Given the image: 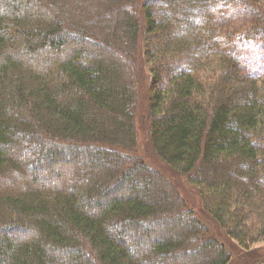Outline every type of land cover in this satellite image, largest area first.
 <instances>
[{
  "label": "trees",
  "instance_id": "16d2710c",
  "mask_svg": "<svg viewBox=\"0 0 264 264\" xmlns=\"http://www.w3.org/2000/svg\"><path fill=\"white\" fill-rule=\"evenodd\" d=\"M73 1L0 0V264H230L144 140L224 235L264 243V0H85L103 21L72 26Z\"/></svg>",
  "mask_w": 264,
  "mask_h": 264
},
{
  "label": "rangeland",
  "instance_id": "374dc122",
  "mask_svg": "<svg viewBox=\"0 0 264 264\" xmlns=\"http://www.w3.org/2000/svg\"><path fill=\"white\" fill-rule=\"evenodd\" d=\"M74 2H78V4H73L72 7L68 11L64 12L65 18L67 19L68 22H70L69 25L74 26L76 24H79V22L81 20L87 21L89 23H95V22L100 23L103 21L104 16L101 15V13L103 12L102 7H99V6L95 7L96 5H94L89 10H85L86 8L81 5V3L86 2L85 0H80V1L74 0L72 3H74ZM103 26H104V23H103ZM247 43H250V42H247ZM254 46H255L254 44L251 45V49H250L251 53L254 52V50H255V49H253ZM65 52H66V50L63 53H65ZM91 52L94 53L93 51H90V53ZM87 53H89V52L87 51ZM68 54H72V52H68ZM68 54H66V53L60 54V57H65ZM49 55L50 54H47L44 51L41 54L40 58H43V57L46 58ZM143 109H144V105H142L140 110L142 111ZM141 111H140V116H141L140 118L142 119V127H144L145 115L143 113H141ZM144 142L145 143H143L141 145V149L139 150V153L143 157L144 161H146V163L149 164L150 166L156 167L158 170L165 173L167 176L175 179L174 182H175L180 194L182 195L181 197H184L188 201V203H189L188 205L196 210L197 215L200 217V219L203 221V223L207 226L209 233H212L213 236L220 238L222 240V242L226 245L227 249L229 250L230 254L232 255V261L230 264H264V243H256L255 245L245 247L246 249H244L238 245L237 241L232 240V239L228 238L226 235H224L222 229L221 230L219 229L217 224L213 222V219L209 215H207L206 213L203 212L202 207H201V200H200L199 196L195 193V191L192 188L185 187L180 181H177V180H181V179L175 173L170 171L165 165L161 164L160 161L158 160V158L156 157V154L154 153L152 147L145 140H144ZM31 147L35 148V146H33V145L24 144L23 146L20 147V153L17 155H19V157L21 159H24L22 155L24 153H26V150H28ZM38 152L39 151H37V153L33 156V158L34 157L37 158L39 156ZM86 157H87V153L84 152V153L80 154V157L77 160L79 165L71 166L70 165L71 163L62 165L61 171H63V174L65 176V180H67V183L70 182L72 178H74V177L76 178L77 172L79 171V169H83V167L81 168V166H82L81 163L86 162V160H87ZM99 159H103V157L102 158L99 157ZM22 161L24 162V160H22ZM29 163H30V161H29ZM31 165H34V164H31ZM47 168L60 169V164L57 161H55L52 164H50ZM51 176L52 175H51L50 171L47 169L46 171H44L42 173L41 181H45L48 178L49 179L51 178V181H52L54 178ZM19 181H21V180H17V182H19ZM25 181L26 180H24L20 183H17V186L14 189L23 190L24 189L23 187L25 185ZM153 190L161 192L162 194H165V195H170L168 190L165 189L164 187H162V185H160L159 187L153 186ZM124 192L125 193H131L129 188H126V191L124 190ZM192 205H194V207ZM161 215H164V214H161ZM161 215L159 217H161V218L163 217V220H165V219L167 220V217H164ZM166 224L167 225L165 227H162V226L158 227L159 229L154 234H156V235H158V234H160V235L161 234H163V235L164 234H170L171 235L173 233H174L173 235L178 234L177 221H175L174 219L173 220L170 219L169 221L167 220ZM179 225H180V223H179ZM132 236H133V239H129ZM134 236H135V239H134ZM127 238L129 239V242H131L132 244H135L136 241L140 242L139 231H136V230L131 231V233H128ZM144 243H147V240ZM193 257L195 259L189 258V257L185 258L182 256V257L178 258V260H176V259L167 260V264H199L202 261L200 259H197L195 256H193ZM156 262H157V264H166V263L162 262L161 260L156 261Z\"/></svg>",
  "mask_w": 264,
  "mask_h": 264
}]
</instances>
